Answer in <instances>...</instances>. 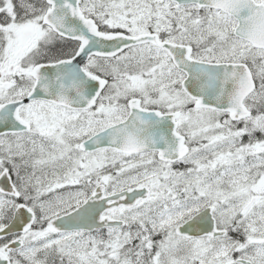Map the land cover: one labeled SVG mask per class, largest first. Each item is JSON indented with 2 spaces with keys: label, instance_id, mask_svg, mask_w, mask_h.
I'll return each mask as SVG.
<instances>
[{
  "label": "snow or ice",
  "instance_id": "1",
  "mask_svg": "<svg viewBox=\"0 0 264 264\" xmlns=\"http://www.w3.org/2000/svg\"><path fill=\"white\" fill-rule=\"evenodd\" d=\"M0 264H264V0H0Z\"/></svg>",
  "mask_w": 264,
  "mask_h": 264
}]
</instances>
